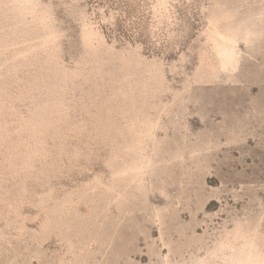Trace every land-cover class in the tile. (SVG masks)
<instances>
[{
	"label": "rangeland",
	"instance_id": "374dc122",
	"mask_svg": "<svg viewBox=\"0 0 264 264\" xmlns=\"http://www.w3.org/2000/svg\"><path fill=\"white\" fill-rule=\"evenodd\" d=\"M0 264H264V0H0Z\"/></svg>",
	"mask_w": 264,
	"mask_h": 264
}]
</instances>
